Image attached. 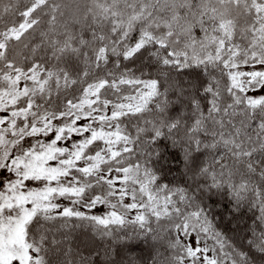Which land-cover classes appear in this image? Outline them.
<instances>
[{
	"label": "snow or ice",
	"instance_id": "1",
	"mask_svg": "<svg viewBox=\"0 0 264 264\" xmlns=\"http://www.w3.org/2000/svg\"><path fill=\"white\" fill-rule=\"evenodd\" d=\"M0 4V264H120L74 219L127 229L117 257L164 232L151 264H264V0ZM247 211L245 249L216 220Z\"/></svg>",
	"mask_w": 264,
	"mask_h": 264
},
{
	"label": "trees",
	"instance_id": "2",
	"mask_svg": "<svg viewBox=\"0 0 264 264\" xmlns=\"http://www.w3.org/2000/svg\"><path fill=\"white\" fill-rule=\"evenodd\" d=\"M23 2H26V0H22V3ZM60 2L71 4L73 0H60ZM6 3H8V0H3V4ZM2 6L3 5L0 4V9H2ZM7 19L8 17L6 16L5 22H7ZM176 168H182V165L177 164ZM168 179H174L177 183H182L183 179L186 178H182L180 171L174 170L173 174H171ZM251 223L252 211H247L244 215V219L240 221L242 230L239 232L236 231V222L234 220H231L230 218L221 219L219 217L216 220L218 230L223 232L230 242L234 243L237 247L245 249L246 241L243 240V237L247 232L246 225ZM153 227L155 228L156 225L153 224ZM126 230L127 229H117L112 237L99 236L96 234L94 226L91 223L75 219L70 222L69 228L65 229V231L71 233L69 239L72 241L73 249L75 250L79 247L80 252L85 256H87L89 251L95 249L101 254V258H103L105 250H108L112 253L110 258L119 259L120 264H129L130 261H134L135 264H151L150 256L155 255L157 251L164 255L170 254L171 250L167 249V242L163 239L166 233L161 232L162 239L160 241H154L151 238L144 240V238L141 237V240L136 242L139 246L135 251L128 252L125 250L121 257H117L116 249L121 247L124 243L122 233ZM115 236H120L121 238L115 239ZM149 236L151 237V234H149ZM209 243L212 242L209 241ZM93 259H96L95 254H93ZM97 264H100L99 260H97ZM257 264H260L259 260H257Z\"/></svg>",
	"mask_w": 264,
	"mask_h": 264
},
{
	"label": "rangeland",
	"instance_id": "3",
	"mask_svg": "<svg viewBox=\"0 0 264 264\" xmlns=\"http://www.w3.org/2000/svg\"><path fill=\"white\" fill-rule=\"evenodd\" d=\"M241 70L247 71L248 69L247 68H242ZM249 95H255V96L264 95V89H261V90H259L257 92H250ZM64 203H67V202H64ZM80 210L86 212V214H88V215H93V214H95V215H102L106 211L105 207L102 206V205H98L96 208H94V209H92L90 211L87 210V209H83V208H81ZM191 242L193 244H195V237L194 236H193ZM209 255H211V254L209 253Z\"/></svg>",
	"mask_w": 264,
	"mask_h": 264
}]
</instances>
